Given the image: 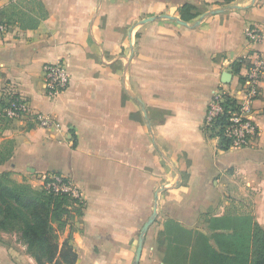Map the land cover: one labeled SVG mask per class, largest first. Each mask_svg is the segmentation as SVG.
<instances>
[{"label":"crops","instance_id":"1","mask_svg":"<svg viewBox=\"0 0 264 264\" xmlns=\"http://www.w3.org/2000/svg\"><path fill=\"white\" fill-rule=\"evenodd\" d=\"M20 1L0 0V12L10 14ZM36 1L47 16L25 28L10 16L0 44V109L19 94L55 124L0 114V153L11 142L0 175L35 187L41 173L57 172L78 184L81 216L54 224L59 243L68 239L77 252L75 264H164L168 241L159 238H172L176 225L209 233L212 217L250 215L264 230V76L253 103V144L221 149L203 127L224 73L239 97L245 58L264 53V0ZM184 3L201 13L189 26L176 21ZM250 25L259 28L256 42L247 38ZM57 61L70 83L51 98L42 66ZM0 238L20 237L0 230ZM9 241L0 243V264H36Z\"/></svg>","mask_w":264,"mask_h":264},{"label":"trees","instance_id":"2","mask_svg":"<svg viewBox=\"0 0 264 264\" xmlns=\"http://www.w3.org/2000/svg\"><path fill=\"white\" fill-rule=\"evenodd\" d=\"M33 2L37 3L36 0ZM37 4L42 11L41 16H28V24L20 19L21 28L36 27L47 16L43 5ZM200 14L197 7L190 3H184L177 9L179 18L186 22L193 21ZM13 15L0 12V19L13 24L10 19ZM241 63V59L233 61L232 71L238 73ZM239 80L243 81V78ZM224 104L234 107V100L227 97ZM4 105L2 103V108ZM217 121L225 123L226 115ZM210 134L218 135L221 149L230 147V139L224 136L223 128L212 129ZM6 143L11 145L10 141ZM8 149H3L0 159H7L10 154ZM83 207V202L68 195L54 194L40 187L36 189L28 183H16L7 173L0 175V230L16 232L36 264L76 263L77 252L68 239L59 243L54 224L58 227L71 225L76 217L81 216ZM208 222L209 233L193 232L176 225L170 231L172 238H159L161 244L166 240L177 244L174 250L178 253L173 262L165 254L164 264H264V230L253 216L212 217ZM175 232L184 235L186 240L180 242Z\"/></svg>","mask_w":264,"mask_h":264},{"label":"built area","instance_id":"3","mask_svg":"<svg viewBox=\"0 0 264 264\" xmlns=\"http://www.w3.org/2000/svg\"><path fill=\"white\" fill-rule=\"evenodd\" d=\"M11 25L0 19V44L9 33ZM249 41L256 42L260 38L259 28L250 25L246 29ZM246 72L243 81L238 82V93L233 95L230 83L221 82L214 90L209 101L208 110L203 127L210 132L224 129V136L230 139V146L247 147L253 144L259 134V128L252 118L253 103L261 93V82L264 76V53L254 51L247 58ZM45 94L56 97L63 92L70 83L69 73L62 61L47 62L42 66ZM227 97L234 100V107L225 106ZM0 114L7 119H22L34 125L48 128L55 124L51 118L40 111H36L22 95H12L1 109ZM226 115L225 123H218L217 119ZM218 136V135H217ZM39 187L54 194H65L82 201L78 184L69 176L61 173L44 172L38 176Z\"/></svg>","mask_w":264,"mask_h":264},{"label":"rangeland","instance_id":"4","mask_svg":"<svg viewBox=\"0 0 264 264\" xmlns=\"http://www.w3.org/2000/svg\"><path fill=\"white\" fill-rule=\"evenodd\" d=\"M30 9H32L34 12L35 11L38 12L39 11V6H38L37 3L33 2V1L22 0V1L18 2L17 7H15V8H12L11 7L10 10H9V13L14 14L13 16L16 17L17 19L18 18L19 19H23L24 22L28 24V23H30V20L28 19V16H23L22 13L28 12V10H30ZM9 25H11V24H9ZM8 147H9L8 144L5 143L4 146H3L4 151H7V148ZM38 180H39V178L37 177L35 179L36 186L33 187V188H36V189L39 188V186H37V184H38L37 181ZM10 233H11V235H14V233H16V232L10 231ZM177 233L178 232H175V234H177ZM172 236H173V234H172ZM176 238H178L179 240H181L180 242H183L184 240H186V237L184 235H182V234H179V233L177 234ZM9 240H11L15 244V246L18 247V248L21 247V245H23L26 248V246L24 245V243H23V241H22L21 238H0V243H2V241H3V242H6L7 244L10 245V241ZM165 244H168L167 245V248L164 246V249L166 248L164 250L165 253H166V258H168L169 261H172L173 262V258L178 253V251H176V249L174 250V247H176L177 244L174 243L173 241L165 242ZM164 251H163V253H164ZM21 252L23 254V251H21ZM26 254H28L27 250H26ZM10 257L13 258L12 257V254L10 255ZM2 258H4L3 253L0 254V259H2Z\"/></svg>","mask_w":264,"mask_h":264},{"label":"water","instance_id":"5","mask_svg":"<svg viewBox=\"0 0 264 264\" xmlns=\"http://www.w3.org/2000/svg\"><path fill=\"white\" fill-rule=\"evenodd\" d=\"M232 7H235V8H237V7H239V6H237V5H235V6H232ZM220 10H211L210 12L211 13H216V12H219ZM166 17H168V18H174L173 16H167L166 15ZM153 18L152 17H149V18H146V19H144V20H141V22H144V21H148V20H152ZM176 21H177V23H179V24H181V25H185V26H189L190 24H188L186 21H183V20H181V19H176ZM224 80H223V82H225V83H227L228 81H229V78H230V73H228V72H225L224 73ZM155 211H156V208H155ZM155 214H153L148 220H147V222L144 224V226H143V232L144 231H146L147 230V228H148V226L153 222V220H154V216ZM142 238H140V240H139V243H138V246H137V249H136V253H135V258H134V263H137L138 261H139V257H140V255H141V250H142Z\"/></svg>","mask_w":264,"mask_h":264}]
</instances>
